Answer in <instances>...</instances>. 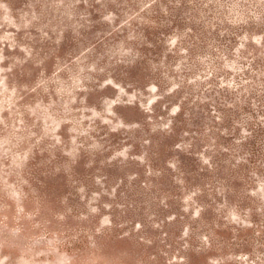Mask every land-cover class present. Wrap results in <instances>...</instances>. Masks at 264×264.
<instances>
[{
	"label": "rangeland",
	"instance_id": "obj_1",
	"mask_svg": "<svg viewBox=\"0 0 264 264\" xmlns=\"http://www.w3.org/2000/svg\"><path fill=\"white\" fill-rule=\"evenodd\" d=\"M0 264H264V0H0Z\"/></svg>",
	"mask_w": 264,
	"mask_h": 264
}]
</instances>
